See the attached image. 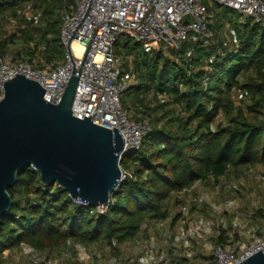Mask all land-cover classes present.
I'll return each instance as SVG.
<instances>
[{
	"label": "trees",
	"instance_id": "obj_1",
	"mask_svg": "<svg viewBox=\"0 0 264 264\" xmlns=\"http://www.w3.org/2000/svg\"><path fill=\"white\" fill-rule=\"evenodd\" d=\"M73 5L75 0H0V56L15 45L17 56L30 57L38 68L42 60L62 61L59 10ZM12 20L14 29L4 33V23ZM228 24L238 46L222 48L221 42L219 52L186 42L180 51H170L174 59L162 50H143L142 57L134 52L140 43L123 44V53L134 56L138 77L122 96L123 106L128 114L135 108L143 116L131 119L148 117L151 125L141 149L122 157L126 178L108 210L98 213L58 184L42 183L33 167L19 171L8 189L13 205L2 218L0 264L6 252L24 244L42 253L71 243L104 242L115 250L113 241L135 240L144 224L169 217L172 203L182 202L178 193L209 175L219 180L264 167V27L251 20ZM219 232L217 245L233 237Z\"/></svg>",
	"mask_w": 264,
	"mask_h": 264
},
{
	"label": "built area",
	"instance_id": "obj_2",
	"mask_svg": "<svg viewBox=\"0 0 264 264\" xmlns=\"http://www.w3.org/2000/svg\"><path fill=\"white\" fill-rule=\"evenodd\" d=\"M218 6H225L240 12L254 24L264 27V0H211ZM74 10L62 8L60 38L65 46V54L60 62L41 61L38 68L35 60L26 55L14 56L11 53L0 56V101L4 98V83L24 75L35 80L46 90L44 99L59 104L74 72L79 77L73 104V115L79 119H93V123L108 129H118L123 136L126 150L142 147L145 135L150 131V119L144 117L133 120L122 102V96L130 89L135 76L132 71L118 63L115 47L120 37L140 43L145 52L155 50L180 51L186 42L208 44L211 16L205 0H75ZM41 15V13H38ZM39 17V16H38ZM222 48L238 46L237 41L224 39ZM234 42V44H232ZM83 50L77 51L73 44ZM122 168V167H121ZM123 180L127 172L122 169ZM244 175H248L245 173ZM214 178L208 176V182ZM204 181V182H206ZM192 188L178 193L182 200L169 214V217L144 224L143 229L152 227L158 231L171 228L176 216H186L191 206L200 209L202 197L191 202L185 195L197 189ZM233 186V185H232ZM230 186V187H232ZM236 187V184L233 186ZM264 199V197H263ZM82 203V202H80ZM108 206L95 208L105 213ZM225 211L224 209H222ZM235 211L236 207H232ZM248 225V223L246 224ZM235 229V228H234ZM235 235V230H234ZM220 232H217V237ZM189 231H182L173 237V243L181 245L190 239ZM113 246L117 243L113 241ZM264 250V226L261 236L248 247L240 250L217 245L213 261L208 264H238ZM114 264H128L115 262Z\"/></svg>",
	"mask_w": 264,
	"mask_h": 264
},
{
	"label": "water",
	"instance_id": "obj_3",
	"mask_svg": "<svg viewBox=\"0 0 264 264\" xmlns=\"http://www.w3.org/2000/svg\"><path fill=\"white\" fill-rule=\"evenodd\" d=\"M79 77L74 72L59 104L44 99L46 90L24 75L4 83L0 101V232L13 205L8 189L19 171L33 167L42 183L58 184L77 202L108 206L123 182L121 160L127 152L118 129L98 126L73 115ZM238 264H264V250Z\"/></svg>",
	"mask_w": 264,
	"mask_h": 264
},
{
	"label": "rangeland",
	"instance_id": "obj_4",
	"mask_svg": "<svg viewBox=\"0 0 264 264\" xmlns=\"http://www.w3.org/2000/svg\"><path fill=\"white\" fill-rule=\"evenodd\" d=\"M205 4L211 10V26L208 44L204 47L220 51L222 40H226L232 34L228 22L234 19L238 23L247 22V17L240 12L233 11L225 6H218L211 0H205ZM211 8V9H210ZM74 10V9H73ZM15 21H7L3 25L4 33L12 32ZM125 42L130 43V48L135 46V41H129L120 37L116 57L118 63L124 67L129 65L133 72L134 56H126L122 50ZM195 45L196 42H189ZM18 46H11L9 53L17 56ZM143 46H136L135 53H143ZM166 56L174 59L173 53L164 51ZM214 55L210 58L213 61ZM64 57V56H63ZM63 59V58H62ZM176 59V58H175ZM207 70V69H206ZM138 78V77H137ZM137 78L133 83L137 82ZM236 94V100L240 97ZM152 97V96H151ZM130 117H138L136 109L129 110ZM143 117V116H142ZM224 118L221 116L220 120ZM134 120V119H133ZM244 173L236 177L227 176L216 180L215 178L206 184H199L197 189L185 195V200L191 202L195 197H202L200 209L191 206L188 215L179 217L171 225V228L158 231L150 226L140 229L135 240L117 244L115 250H111L104 242L95 244H69L68 248L38 252L29 245H22L19 250L6 252L3 264H114L125 262L128 264H208L213 261L217 248L218 237L215 231L225 230L233 235L224 247L240 250L248 247L261 236L264 226V167L248 168ZM211 184V185H210ZM236 184V187L233 186ZM209 185V186H208ZM233 185V186H232ZM232 186V187H230ZM175 201L171 205V211L177 206ZM232 207H236L233 211ZM170 208V207H169ZM224 209L225 211H223ZM248 223V225H246ZM144 226V225H143ZM235 228V229H232ZM235 230V235H234ZM182 231L190 232L187 243L175 244L173 237ZM236 236V237H235Z\"/></svg>",
	"mask_w": 264,
	"mask_h": 264
},
{
	"label": "crops",
	"instance_id": "obj_5",
	"mask_svg": "<svg viewBox=\"0 0 264 264\" xmlns=\"http://www.w3.org/2000/svg\"><path fill=\"white\" fill-rule=\"evenodd\" d=\"M75 6H76V2H75V5H73V6H70L68 9L69 10H73V9H75ZM211 9V8H210ZM210 13H211V10H210ZM231 29V28H230ZM231 31H232V29H231ZM228 40H230V41H233V35L232 34H229V37L227 38ZM238 174H240V172H238V173H235V174H231V175H229V176H231V177H236V176H238ZM208 184V183H207ZM206 184V185H207ZM201 185V184H200ZM211 185V184H210ZM199 186V185H198ZM209 186V185H208ZM215 233V235H217V231H215L214 232Z\"/></svg>",
	"mask_w": 264,
	"mask_h": 264
},
{
	"label": "bare ground",
	"instance_id": "obj_6",
	"mask_svg": "<svg viewBox=\"0 0 264 264\" xmlns=\"http://www.w3.org/2000/svg\"><path fill=\"white\" fill-rule=\"evenodd\" d=\"M73 48H74L75 50H77V51H81V50H83V48H82L79 44H77V43H74V44H73Z\"/></svg>",
	"mask_w": 264,
	"mask_h": 264
}]
</instances>
